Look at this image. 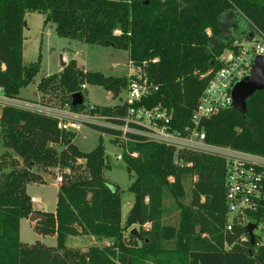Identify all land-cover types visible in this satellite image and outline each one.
<instances>
[{
    "label": "trees",
    "instance_id": "16d2710c",
    "mask_svg": "<svg viewBox=\"0 0 264 264\" xmlns=\"http://www.w3.org/2000/svg\"><path fill=\"white\" fill-rule=\"evenodd\" d=\"M35 12L54 25L60 38L126 51L129 63L159 86L146 105L166 107L176 129L189 124L201 93L223 66L221 56L236 53L240 40L256 31L264 35V0H0V89L7 97L20 98V89L41 67L40 58L26 65L21 54L25 16ZM62 67L38 83L39 98L49 105L79 110L85 106L82 85L103 87L117 98L128 83L126 76L85 71L73 60ZM77 92L83 103L73 107ZM96 110L122 116L125 106L96 105ZM202 127L210 144L264 156V91L246 100L245 114L226 109ZM75 133L60 130L50 116L1 108L0 264H264V244L256 240L251 245L244 226L224 230V159L133 136L122 151L134 177L129 187L134 200L122 223L120 189L104 177L108 163L102 138L83 152L72 142ZM54 169L62 177L55 212L36 210L27 186L44 183L42 174L54 177ZM166 196L178 208L175 224L164 222ZM32 213L40 215L34 230L54 235L56 246L20 241V221ZM259 213L246 214L258 225ZM145 224L150 227L144 229ZM133 226L139 238L126 237ZM69 236L109 243L70 250L65 246Z\"/></svg>",
    "mask_w": 264,
    "mask_h": 264
},
{
    "label": "built area",
    "instance_id": "2783aa9c",
    "mask_svg": "<svg viewBox=\"0 0 264 264\" xmlns=\"http://www.w3.org/2000/svg\"><path fill=\"white\" fill-rule=\"evenodd\" d=\"M255 33L264 41V35L259 31ZM257 56H264V46L259 43L249 49H244L240 43L236 53L226 51L220 58L223 66L209 80L198 99L189 124L182 129L171 127L172 116L166 107L160 104L152 107L146 105L158 92L159 86L149 79L142 68H136L131 63V70L126 75L128 83L122 91L125 98L116 104L125 106L122 116L102 114L96 110V105L85 104L84 108L74 110L69 105L53 106L40 99L31 101L7 97L4 94L0 95V106L50 116L57 120L58 128L65 132H77L85 126L111 130V140L121 148L127 142L134 141L133 136H140L148 142L166 145L175 150L201 152L224 159L227 209L224 230L232 232L234 222H238L237 217L248 212H260L259 223L264 222V156L208 143L202 122L232 108V90L239 81L250 75ZM81 88L84 91L86 86L82 85ZM116 158L122 160V156ZM55 180L60 184L62 177L58 175ZM30 202L35 204L38 200L31 197ZM257 228H261L260 224L256 225ZM256 240L264 244V236L263 241L255 236Z\"/></svg>",
    "mask_w": 264,
    "mask_h": 264
},
{
    "label": "rangeland",
    "instance_id": "374dc122",
    "mask_svg": "<svg viewBox=\"0 0 264 264\" xmlns=\"http://www.w3.org/2000/svg\"><path fill=\"white\" fill-rule=\"evenodd\" d=\"M45 16L41 13H30L25 16V27L23 29V42L21 47L22 61L24 64L36 62L40 58V70L34 77L33 81L19 91V97L25 100H37L38 83L41 78L56 74L62 70V63L67 64L73 60L80 69L89 72H101L106 76L122 77L130 72L128 53L124 50H118L111 46H98L89 45L80 42H73L65 38H60L54 31L52 23H44ZM244 49L251 48L255 43L264 46V41L258 33H254L252 38H244L240 40ZM85 104L97 106H114L119 101L124 100L125 93L122 92L119 97L112 98L103 87L86 85L83 91ZM0 95L3 93L0 91ZM0 106V112H1ZM204 130V129H203ZM102 138V144L105 149L106 161L108 167L104 171L105 179L117 185L120 189L121 197V221L124 223L127 214L131 208L134 200L133 193L129 187L134 179L130 177L126 165L123 160H117V156H122L123 148L114 144L110 135L101 134L99 131L90 127H82L75 133L73 144L76 145L81 151L89 152L97 146L99 138ZM240 151V150H239ZM3 152V147L0 142V153ZM244 152V151H243ZM249 153V152H248ZM54 177L49 174H42L44 183L30 184L27 186V193L30 197L36 198L40 201L45 212L54 213L56 209V196L58 183L55 178L59 175V171L54 169ZM186 192V200L188 202L189 192L191 188V180H187L184 184ZM174 200L166 196L164 204L168 210V214L164 217V222L175 224L178 218V208L174 204ZM35 206L36 204H32ZM237 221L234 222L235 227L237 224L246 226L254 224L252 217L247 214L238 216ZM35 223V222H34ZM33 223V225H34ZM261 228L253 231L254 236L258 240L263 241L264 236V222L259 223ZM258 224V225H259ZM144 228H149L150 225L146 224ZM136 228L133 226L125 233L128 237L130 230ZM20 241L26 244L44 245L48 247L56 246V238L53 235H42L37 233L31 222L25 219L20 221ZM108 239H98L92 236H69L66 240L65 246L70 250L86 251L90 247L102 248L108 245ZM136 246L139 243L135 242ZM139 264H155L149 260H143ZM162 264V263H161Z\"/></svg>",
    "mask_w": 264,
    "mask_h": 264
},
{
    "label": "water",
    "instance_id": "95a60500",
    "mask_svg": "<svg viewBox=\"0 0 264 264\" xmlns=\"http://www.w3.org/2000/svg\"><path fill=\"white\" fill-rule=\"evenodd\" d=\"M256 91H264V56H257L254 60L250 75L234 86L232 90V109L245 114L246 100ZM71 100V105L73 107L81 105L83 103L82 93L77 92L73 94ZM28 219L31 223H34L36 220L40 219V215L32 213ZM255 229V224H248L245 226V232L249 237L251 245L255 243V236L253 233ZM130 235L139 238L138 230L136 228L130 230Z\"/></svg>",
    "mask_w": 264,
    "mask_h": 264
},
{
    "label": "crops",
    "instance_id": "0c3cea01",
    "mask_svg": "<svg viewBox=\"0 0 264 264\" xmlns=\"http://www.w3.org/2000/svg\"><path fill=\"white\" fill-rule=\"evenodd\" d=\"M63 64V63H62ZM63 66V65H62ZM61 71V70H60ZM34 95H38V93H35ZM37 99H40L39 97L37 98ZM2 153V152H1ZM56 187H59V184L56 186ZM38 200V199H37ZM36 205L35 206H33V208L34 209H36V210H40V211H44L43 210V206H42V204L40 203V201L38 200V203H35ZM25 220H28V219H25ZM32 224V226H34L33 225V223H31ZM146 225V224H145ZM144 229H148V228H144ZM54 236V235H53ZM78 237V236H77ZM68 238V237H67ZM67 240V239H66Z\"/></svg>",
    "mask_w": 264,
    "mask_h": 264
}]
</instances>
